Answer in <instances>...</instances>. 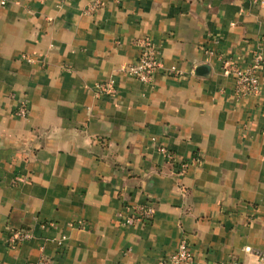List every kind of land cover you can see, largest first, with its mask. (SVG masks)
Masks as SVG:
<instances>
[{
    "label": "crops",
    "instance_id": "0c3cea01",
    "mask_svg": "<svg viewBox=\"0 0 264 264\" xmlns=\"http://www.w3.org/2000/svg\"><path fill=\"white\" fill-rule=\"evenodd\" d=\"M6 1L0 264H158L183 239L198 264H252L246 249L264 253V70L258 96H237L223 74L264 56L259 4ZM145 38L163 60L149 85L127 73ZM110 81L115 93L97 97ZM145 205L149 223H122L119 213ZM21 230L32 238L12 248Z\"/></svg>",
    "mask_w": 264,
    "mask_h": 264
},
{
    "label": "built area",
    "instance_id": "2783aa9c",
    "mask_svg": "<svg viewBox=\"0 0 264 264\" xmlns=\"http://www.w3.org/2000/svg\"><path fill=\"white\" fill-rule=\"evenodd\" d=\"M254 4H259L264 9V0H251ZM0 4L5 6L6 0H0ZM96 6L89 7V11H94ZM140 57L136 65L128 68L127 73L136 78L139 82L149 85L153 81L155 73L163 68V60L161 58V52L158 46L149 38L140 40ZM264 70V56L262 53H256L252 62V65L247 70H241L236 66H226L223 70V74L226 77H232L234 79L235 92L237 96H258L260 94V82L258 73ZM169 75L178 76L180 71L176 68H170L167 70ZM115 93V85L113 81L98 84L95 88V94L97 97L104 95H113ZM28 110L25 104H22L16 111V115L19 117H27ZM160 152L164 155L167 161L174 159L173 154L166 148H160ZM188 167L187 163H183L181 168L185 170ZM128 214L124 212L119 213V217L122 219V223L126 226H135L138 224H147L154 217L153 207L150 206H134L128 208ZM32 238L30 231L21 230L12 233L7 242L14 248ZM247 252L254 253L255 261L252 264H264V253L259 251H253L252 249H246ZM37 264H48L46 260L40 261ZM158 264H198L191 252L188 242L183 239L177 251L169 258L160 261ZM233 264H245L242 262H235Z\"/></svg>",
    "mask_w": 264,
    "mask_h": 264
},
{
    "label": "water",
    "instance_id": "95a60500",
    "mask_svg": "<svg viewBox=\"0 0 264 264\" xmlns=\"http://www.w3.org/2000/svg\"><path fill=\"white\" fill-rule=\"evenodd\" d=\"M210 72V67L208 65H202L197 69V74L201 76H206V73Z\"/></svg>",
    "mask_w": 264,
    "mask_h": 264
}]
</instances>
